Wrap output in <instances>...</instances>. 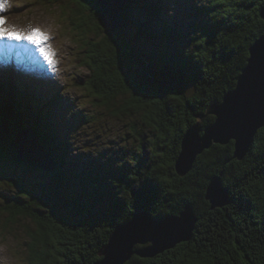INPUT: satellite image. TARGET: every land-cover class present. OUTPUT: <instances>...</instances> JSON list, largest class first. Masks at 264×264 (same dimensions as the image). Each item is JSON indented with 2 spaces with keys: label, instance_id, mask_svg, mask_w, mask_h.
<instances>
[{
  "label": "trees",
  "instance_id": "1",
  "mask_svg": "<svg viewBox=\"0 0 264 264\" xmlns=\"http://www.w3.org/2000/svg\"><path fill=\"white\" fill-rule=\"evenodd\" d=\"M51 1L84 43L90 92L113 116L131 119L113 158L74 154L56 112L60 94L45 98L33 87L0 83V185L10 191L0 190V198H9L11 219L37 223L29 264H94L115 227L136 211L162 218L187 206L197 218L190 240L125 264H264V126L242 159L233 157L231 141L204 150L185 175L175 167L187 129L213 123L209 105L235 87L264 32V0H199L190 29L163 16L167 0H126L117 34L105 26L98 0L43 4ZM134 1L146 13L138 21ZM29 127L55 161L52 170L26 166L32 176L43 172L35 184L41 194L9 169L23 164L12 138ZM216 175L231 202L212 208L205 195Z\"/></svg>",
  "mask_w": 264,
  "mask_h": 264
},
{
  "label": "rangeland",
  "instance_id": "2",
  "mask_svg": "<svg viewBox=\"0 0 264 264\" xmlns=\"http://www.w3.org/2000/svg\"><path fill=\"white\" fill-rule=\"evenodd\" d=\"M198 1L167 0V13L163 12V16L181 23L184 29H190V22L195 20L191 13L195 9L192 7ZM43 3V0H7L6 8L0 10V18L6 21L5 28L24 33L39 29L47 37L43 47L52 53L51 61L42 53L43 59L47 60L45 65L44 60H40L42 56L36 52L38 46H32L24 40L0 39V60L10 59L9 67L13 62L22 61V70L30 72L24 74L15 66L7 68L0 65V83L2 87L15 84L21 91L25 86H30L38 93L47 95L45 98L60 94V99H57L60 108L56 112L64 115L65 123H62L61 128L70 140L71 151L74 154L81 152L90 158H113L117 155V144L125 141L127 122L131 118L113 116L97 102L88 88L91 68L85 63L88 59L87 50L80 35L71 28L70 18L61 14L55 2ZM131 6L135 21L146 17L138 1H134ZM34 56L38 58V64L31 62ZM29 66L37 68L31 71ZM83 116L85 118L82 119ZM26 166L12 165L9 169L22 175L29 188L35 187L43 172H35L37 177L32 176L29 166ZM0 190H3V185H0ZM34 190L41 194L39 187ZM3 191L10 193L7 189ZM9 201L8 197L0 198V264H29L31 234L37 230V223L27 216H20L16 221L11 219L5 209Z\"/></svg>",
  "mask_w": 264,
  "mask_h": 264
},
{
  "label": "water",
  "instance_id": "3",
  "mask_svg": "<svg viewBox=\"0 0 264 264\" xmlns=\"http://www.w3.org/2000/svg\"><path fill=\"white\" fill-rule=\"evenodd\" d=\"M98 1L105 26L111 33L117 34L125 24L126 0ZM261 15L264 18V9ZM259 52L264 53V32L250 46V55L235 87L225 93L222 101H213L209 105L207 113L215 116L214 122L203 126L199 121L185 132L175 163L180 175L192 170L197 157L215 144L225 145L233 141V157L237 159H242L249 151L258 130L264 126V61L259 58ZM12 146L20 163L45 170L55 167L54 159L30 127L12 138ZM205 197L212 208L231 202L229 191L223 187L219 175L210 180ZM196 222L192 206H187L177 215L162 218H154L145 209H140L128 222L115 227L100 250L101 259L94 264H125L134 255L156 257L190 240ZM137 245L144 247L136 249Z\"/></svg>",
  "mask_w": 264,
  "mask_h": 264
},
{
  "label": "snow or ice",
  "instance_id": "4",
  "mask_svg": "<svg viewBox=\"0 0 264 264\" xmlns=\"http://www.w3.org/2000/svg\"><path fill=\"white\" fill-rule=\"evenodd\" d=\"M7 6V0H0V10L5 9ZM6 21L0 18V39H10V40H27L28 42L37 45L40 48V51L49 58L51 61L52 53L48 51L45 47H43L47 37L40 32L39 29H32L28 33L17 32L14 29L5 28L4 24ZM261 61H264V53H258Z\"/></svg>",
  "mask_w": 264,
  "mask_h": 264
},
{
  "label": "bare ground",
  "instance_id": "5",
  "mask_svg": "<svg viewBox=\"0 0 264 264\" xmlns=\"http://www.w3.org/2000/svg\"><path fill=\"white\" fill-rule=\"evenodd\" d=\"M3 40H6V39H3ZM24 41H27V40H24ZM30 45L33 46V45H35V44L30 43ZM35 46L37 47V45H35ZM35 46H34V47H35ZM37 48H38V47H37ZM38 50H39V48H38ZM38 50H37L36 52H38V53L42 56V57L40 58V60H44V59H43V54H42V52H41L40 50H39V51H40V52H39ZM1 59H3V58H1ZM32 59H33V60H31V62H33V63H35V64H38V62H37V61H38V60H37L38 58H37L36 56H34ZM1 61H3V64L6 65L7 67H9L10 62H11L10 59H7V58H5L4 60H1ZM20 62H22V61H16V64L13 62V64L11 63V65H14L18 70H20V71H21L22 73H24V74H26V73H30V72H25V69L22 70V67H21V65H20L21 63H20ZM36 62H37V63H36ZM43 63L46 65V64H47V60H44ZM27 64H28V63H27ZM28 65H30V64H28ZM34 67H36V66H29V68H30L29 70L32 71V69H34ZM36 68H37V67H36Z\"/></svg>",
  "mask_w": 264,
  "mask_h": 264
}]
</instances>
